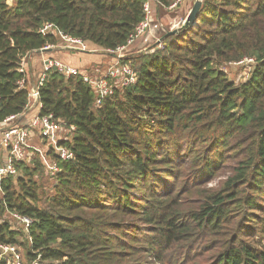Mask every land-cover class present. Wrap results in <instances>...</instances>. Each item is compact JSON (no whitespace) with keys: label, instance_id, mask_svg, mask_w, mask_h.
Wrapping results in <instances>:
<instances>
[{"label":"trees","instance_id":"obj_1","mask_svg":"<svg viewBox=\"0 0 264 264\" xmlns=\"http://www.w3.org/2000/svg\"><path fill=\"white\" fill-rule=\"evenodd\" d=\"M144 3L0 0V123L26 110L22 60L60 44L45 24L116 50ZM163 45L128 57L137 83L101 105L80 76L48 74L41 113L76 128L74 158L52 157V194L38 154L0 182V245L62 264H264V0H204ZM245 58L236 83L223 66ZM7 212L34 219L33 245Z\"/></svg>","mask_w":264,"mask_h":264},{"label":"built area","instance_id":"obj_2","mask_svg":"<svg viewBox=\"0 0 264 264\" xmlns=\"http://www.w3.org/2000/svg\"><path fill=\"white\" fill-rule=\"evenodd\" d=\"M187 1L188 0H176L170 6H162L159 4L158 0H145V21L130 35L124 46L118 47L116 50L103 51L109 58H112V61L110 60L104 71L99 72L98 75L81 72L79 69L55 59H46L43 63V72L38 81L33 82L32 80L30 81L28 75L27 62L32 55L38 54L39 51L28 54L22 60L19 69V72L24 75L19 85L22 89L28 91V104L26 110L21 115L11 117L5 122L0 123V182L10 176H16L18 174L16 168L17 163L28 162L35 154H38L44 165L47 177L53 181L55 185L61 170L58 161L54 160L52 157L58 158L59 161L63 162L71 161L74 158V152L63 143L71 140L76 128L68 127L66 123L57 119L53 114L43 115L41 113L43 105L40 101V88L44 85L51 71H56L66 79L80 76L83 82L94 92L97 105H101L103 101L113 97L117 91H123L137 83L138 75L133 65L124 61L128 57L126 54L130 50V47L134 45L137 39L146 35V33L152 29L150 17L151 15H155L154 5L161 6L166 11H175ZM199 1L203 2V0ZM183 24H177L171 30ZM160 27H162V25H160ZM40 33L43 36L54 34L60 39L59 45L47 46L40 51L48 52L51 49L60 48L64 51L75 53L92 52L89 50L87 43L66 35L52 24H45L41 28ZM158 49H164L162 42L159 44ZM254 62L255 60L253 59L245 58L240 62L231 64H247L250 67L248 74L250 75L252 71L251 67ZM5 217L12 225L21 226L24 230L25 238L33 245L30 229L34 225V219L19 213L10 212H7ZM23 240L24 239H21V241ZM62 263L63 262L60 261L50 262L45 260L40 251H34L32 259L28 261L26 259V254L18 246L10 244L0 245V264Z\"/></svg>","mask_w":264,"mask_h":264},{"label":"rangeland","instance_id":"obj_3","mask_svg":"<svg viewBox=\"0 0 264 264\" xmlns=\"http://www.w3.org/2000/svg\"><path fill=\"white\" fill-rule=\"evenodd\" d=\"M196 1L199 0H188L185 4H182L175 11H166L163 7L158 6L159 10L156 8V14L151 15L150 17L152 29L148 31L146 35H143L139 39H137L134 45L130 47V50L127 52L126 56L131 57L133 55L139 54L138 52L140 51L144 52L151 49H158L159 44L165 40V37L168 33L180 30L181 27H183V23H185V21L187 20ZM177 24L183 25L171 30ZM160 25H162L163 28L160 27ZM72 56H74V54ZM108 59L112 61L111 57ZM223 70L229 76V78L236 83L244 82L245 80H247V77L249 78L248 74L250 67L247 64H225L223 66ZM41 182L45 185L48 194H52V187L54 186L53 181L45 176L41 179Z\"/></svg>","mask_w":264,"mask_h":264},{"label":"crops","instance_id":"obj_4","mask_svg":"<svg viewBox=\"0 0 264 264\" xmlns=\"http://www.w3.org/2000/svg\"><path fill=\"white\" fill-rule=\"evenodd\" d=\"M154 5V4H153ZM155 14L156 8L155 6ZM159 10V9H158ZM147 41V40H146ZM91 53H72L70 51H64L60 48H55L49 50L44 54H34L29 58L27 62V71L30 81L37 82L41 73L43 72V63L46 59H55L66 65L79 69L84 73H92L93 75H98L99 72L104 71V69L109 64V56L103 52L104 50L96 47L89 46ZM143 52V51H140ZM138 52V53H140ZM74 54V56H72ZM93 69V70H92ZM31 83V82H30ZM1 136V132H0ZM5 156V153H4Z\"/></svg>","mask_w":264,"mask_h":264},{"label":"water","instance_id":"obj_5","mask_svg":"<svg viewBox=\"0 0 264 264\" xmlns=\"http://www.w3.org/2000/svg\"><path fill=\"white\" fill-rule=\"evenodd\" d=\"M201 7H202V2L196 1L195 4L193 5L192 9H191V12H190L184 26L180 30H176V31L168 33L166 35L165 39L170 37V36L179 35L181 32H185L189 28L193 27L196 24L197 16L200 12ZM44 53H47V51H39L38 52V54H44Z\"/></svg>","mask_w":264,"mask_h":264}]
</instances>
